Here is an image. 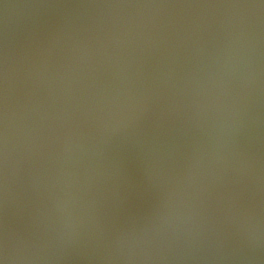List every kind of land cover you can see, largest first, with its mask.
Masks as SVG:
<instances>
[{
  "label": "water",
  "instance_id": "obj_1",
  "mask_svg": "<svg viewBox=\"0 0 264 264\" xmlns=\"http://www.w3.org/2000/svg\"><path fill=\"white\" fill-rule=\"evenodd\" d=\"M0 264H264V0H0Z\"/></svg>",
  "mask_w": 264,
  "mask_h": 264
}]
</instances>
